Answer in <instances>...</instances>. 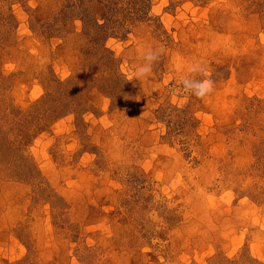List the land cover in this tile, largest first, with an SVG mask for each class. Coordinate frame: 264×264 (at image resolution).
<instances>
[{
    "label": "rangeland",
    "instance_id": "rangeland-1",
    "mask_svg": "<svg viewBox=\"0 0 264 264\" xmlns=\"http://www.w3.org/2000/svg\"><path fill=\"white\" fill-rule=\"evenodd\" d=\"M137 1L0 0V264H264V0Z\"/></svg>",
    "mask_w": 264,
    "mask_h": 264
},
{
    "label": "clouds",
    "instance_id": "clouds-1",
    "mask_svg": "<svg viewBox=\"0 0 264 264\" xmlns=\"http://www.w3.org/2000/svg\"><path fill=\"white\" fill-rule=\"evenodd\" d=\"M163 45L159 47H148L141 49L142 63L138 64L131 74V80L138 81L149 78L153 68L165 53ZM185 74L181 76L177 85V91L187 93L196 98L203 99L209 96L215 87V81L208 75L207 65L203 60L196 59L189 63L185 68L180 69Z\"/></svg>",
    "mask_w": 264,
    "mask_h": 264
},
{
    "label": "trees",
    "instance_id": "trees-1",
    "mask_svg": "<svg viewBox=\"0 0 264 264\" xmlns=\"http://www.w3.org/2000/svg\"><path fill=\"white\" fill-rule=\"evenodd\" d=\"M96 2L100 3L101 0H96ZM125 2L127 4V6L124 7V8L126 9V12H128V15L130 14L131 16H135L138 13V10H139L138 7H137L138 1L136 2V0H125ZM110 11H112V14L115 13V11H113L112 9ZM136 20L137 19H134L133 22L135 23ZM107 21H109V18L108 19L105 18V23H99L98 20L96 19V21H94V24H95V26H97L98 28L103 29V31H104L109 26V23H112V26H113V21H111V22H107ZM116 25H118V24H116ZM101 36H103V35H101ZM104 38H106V37H104ZM99 40H101V39H99Z\"/></svg>",
    "mask_w": 264,
    "mask_h": 264
}]
</instances>
